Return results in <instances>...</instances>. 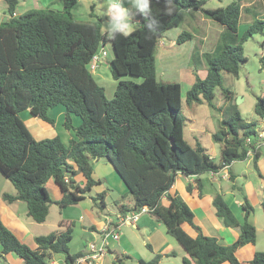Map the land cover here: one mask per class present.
I'll use <instances>...</instances> for the list:
<instances>
[{
    "label": "trees",
    "instance_id": "1",
    "mask_svg": "<svg viewBox=\"0 0 264 264\" xmlns=\"http://www.w3.org/2000/svg\"><path fill=\"white\" fill-rule=\"evenodd\" d=\"M2 1L0 172L16 190L15 194H3V198L24 201L31 220L43 222L52 203L59 208L77 205L94 185L103 182L93 177V163L104 158L127 187L126 193L114 201L118 211L124 215L146 206L151 219L162 222L166 233L185 250L183 264H241L236 249L256 239V227L250 221L254 208L246 196L241 197L243 220L239 222L217 185L209 183L215 214L225 226L240 228L235 241L222 244L217 237L201 231L189 205L171 187L178 173L194 176L201 195V175L246 159L248 147L253 151V166L264 180L256 165L259 147L254 143L259 131L254 122L242 119L233 92L224 86L222 76V71L238 74L240 63L246 60L242 43L254 33L264 34V18L255 17L237 43L218 40L214 51L207 55L204 77L194 70L195 80L183 100L179 82L157 80L156 47L166 30L181 24L186 13L201 9L205 0H151L150 15L136 11L137 27L128 36L118 34L115 39L102 32L99 19L78 21L74 17L72 10L78 0H61V9L31 8L19 14L18 0ZM241 9L242 0H233L223 7L205 8L204 13L226 26L230 32L227 37L232 38L237 35ZM152 19L157 26L149 31L145 25ZM193 36L184 29L175 42L181 44ZM107 40L114 54L111 73L117 81L110 99L89 67L92 56ZM261 44L264 46V40ZM126 75L140 77L141 81L123 79ZM216 87L223 95L219 106L213 102ZM183 101L188 105L206 102L220 110V125L210 132L211 139L220 145L218 163L197 139L195 144L185 140ZM59 105L64 108L62 126L72 131L73 137L67 143L59 135L36 139L20 112L28 110L30 115L54 125L48 111ZM254 111L264 126V95L257 97ZM74 116L79 119L77 124ZM247 137L252 139L250 144H245ZM77 174L82 175L83 183L75 180ZM49 179L61 190L58 200H53L45 187ZM186 188L191 191L193 186L188 182ZM105 193L103 190L91 196L98 210L104 206ZM126 196H130L131 206L124 202ZM183 222L195 228L197 235L188 234ZM71 232L70 228L36 235L37 248L32 249L0 219V257L13 252L24 264H48L51 254L62 253L72 264L81 253L69 252ZM163 255L173 256L175 252L155 253L148 260L140 259L139 264H158ZM114 260L120 261L118 256ZM250 264H264V251H256Z\"/></svg>",
    "mask_w": 264,
    "mask_h": 264
},
{
    "label": "crops",
    "instance_id": "2",
    "mask_svg": "<svg viewBox=\"0 0 264 264\" xmlns=\"http://www.w3.org/2000/svg\"><path fill=\"white\" fill-rule=\"evenodd\" d=\"M38 1L28 0L23 5V7L31 9L33 6H40ZM110 2L111 0H100V6L107 9V6ZM120 3L125 9L129 11L130 22H132L134 25H138V19L134 14L137 10L133 7L132 0H120ZM58 4H60L62 8L61 0L58 2ZM253 4H255V0H248V6L245 9L248 10V7L252 6ZM94 5L95 2H93L91 5L92 9H94ZM260 5L262 8H264L263 0L260 2ZM130 6L131 8H129ZM4 11V8L1 6L0 19L4 16ZM16 11L18 14L21 13L18 10ZM1 13L3 14L1 15ZM261 14L264 13L261 12ZM89 15L92 19H99L102 22V32L107 33L106 29H104L103 21L94 13L93 10L89 13ZM175 39V36L170 38L164 36L161 38V40L164 42L163 44L168 46V48H172L171 46L176 45ZM205 73L206 71L203 73V75L202 73L200 74L202 77H204ZM63 112L64 108L61 105L56 106L48 111L49 115L54 118V125H50L45 122L41 127L40 125L42 124L39 125V120L34 116H31V122L29 121L28 123L25 121V124L34 137L35 131L31 130V126L40 129L42 134L40 137H35L36 139L47 138L46 136L48 135H50L49 137L59 135L63 142L67 143L68 140L73 137V132L64 129L62 126ZM73 120L76 124L79 122V119L76 116L73 117ZM261 148L262 147L259 148V156L257 157L256 165L260 173L264 176V154L261 152ZM210 156L215 157L213 153H210ZM250 157L251 160L247 161H245L246 159L232 161L229 166L220 170L223 173L219 174L218 176H206L203 179L204 183L202 186L203 190L201 195L199 194V189L194 176H185L181 173H178L171 187V191L178 192L189 205L194 213V222L200 227L201 231L206 235L217 237L222 244H230L235 241L239 235L240 228L239 226H225L222 219H220L215 214L214 208L212 206V191L210 189L209 183L217 185L218 189L223 193L226 202L229 204L239 222L243 220L241 197L242 195L246 196L254 208L253 213L250 216V221L256 227L257 233L256 239L253 243H247L236 249L235 255L241 264H250V260L256 251H264V238L263 240L259 241V234L262 233L264 235V209L262 208V202L264 201V180L255 170L252 162V156ZM98 161L94 162V164L99 163ZM236 161H245L244 169L237 171L235 169ZM106 164H108V162ZM108 165L111 166L112 164ZM100 168L102 169L103 167L99 165L97 168L99 172H101ZM112 171L117 173L114 167ZM230 176L234 177L233 180L230 178ZM93 177L95 179L104 180L102 183L94 185L91 190H93L96 194L105 190V202L109 189L105 188L104 185L112 177L107 176L106 173L102 172L96 174L95 166L93 170ZM118 177L120 184H115L120 191L121 196L122 194L126 193L127 187L120 176ZM74 178L80 183L84 182V178L81 174L75 175ZM7 181L8 180L4 176H0V219L4 225H6L22 242L26 243L32 249L37 248V244L34 240L36 235H45L56 230L58 232H63L66 229L71 228L72 238L68 245L69 252L71 254L82 253L89 241L99 240L101 238L102 230L104 227H106V225H108L110 228L113 227L116 231H118L119 239L117 241H113L111 238L108 239L109 251L95 264H139L140 259L148 260L155 253L164 254L171 251H174L175 255H163L158 264H183L182 258L186 255L185 250L176 239L166 233L165 225L162 222H156L151 219L147 213L148 211L141 213L132 223L120 222L118 220L122 214L119 211L112 213L111 215L107 214L101 209V211L98 212L97 208L92 204L91 196H93V194L90 193L88 198H85L77 205H68L58 208L55 212V216H50L49 218L51 209L50 207L46 220L43 222H35L27 215V206L24 201L15 200L9 202L3 198L4 193H16L12 183ZM188 182L193 186L191 191H188L186 188V184ZM60 197L61 190L55 198L59 199ZM124 202L127 203L128 206H131L132 201L130 196H126ZM53 205L57 204L53 203ZM105 205L106 202L104 203V206ZM105 210H108L106 206ZM48 219H50V222ZM109 220L111 221L109 222ZM47 226L48 228L44 230V228ZM182 227L191 236L197 235L196 229L187 222H183ZM76 236L80 238L79 243L78 245H75V247L73 246V249H71ZM117 256L120 261L116 262L114 257L116 258ZM51 263L70 264L66 261L65 256L62 253L61 255H57L56 253L51 254L50 258L48 259V264ZM0 264H24V261L15 253L9 252L4 258L0 257ZM220 264L230 263L228 261H224Z\"/></svg>",
    "mask_w": 264,
    "mask_h": 264
},
{
    "label": "rangeland",
    "instance_id": "3",
    "mask_svg": "<svg viewBox=\"0 0 264 264\" xmlns=\"http://www.w3.org/2000/svg\"><path fill=\"white\" fill-rule=\"evenodd\" d=\"M27 1L28 0H19V4L17 6V10L19 12L30 9L23 7V5ZM232 1L233 0H205V3L202 5L201 9L186 13L181 24L166 30L164 32V35L162 36H166L169 38L175 36L176 38L182 30L186 29L193 33V38L188 39L181 44L171 46L172 48H168V46L163 44L164 42L161 39L158 42L155 53L156 78L157 80L162 82H179L181 84L183 100L186 91L190 88L195 80L194 70H196L200 77H202L200 73H202L203 75V73L205 72L204 70L207 67V55L214 51L217 43L216 41H218L219 39L222 40L223 38L226 42L237 43L238 38L243 34L248 24L252 22L255 17L264 18V14H261V12L264 13V8H262L260 5V2H262V0H255V4L249 6L248 10L245 9L248 6V0H242L243 6L240 13L237 35L232 38L229 36L227 37V34L230 32L226 28V26H223L222 24L207 17L204 13V9L223 7L231 3ZM38 2L40 6H33L31 8L52 7L55 9H61V5L58 4L60 0H39ZM93 2H95L94 9L91 8ZM1 6L2 8L4 7L2 0H0V7ZM129 8H131V6ZM92 10L98 17L101 18L104 23V29H106L109 23V15L107 14V9L100 6V0H78L72 10V13L78 21H92L95 20L92 19L89 15ZM2 14L3 13H1V15ZM128 16L130 18L129 11ZM136 26L137 25L132 24V22H130L129 20V31L131 29H134ZM223 36H225V38ZM263 40L264 34L257 32L251 35L242 43L243 54L246 57V60L240 63L237 75H233L228 71H222L223 84L224 86L230 87V89L232 90L234 98L233 101L236 103L242 119L245 122H254L258 131L262 130L264 127L262 119L254 111L257 97L264 95V68L262 67V65H264V46H262L261 44ZM104 48L107 51V56H105L103 62L101 61L98 64V67L92 71V74L97 83L104 87L106 97L110 99L114 94V89L117 81L113 78L111 73V59L113 58L114 54L111 42L109 40L104 43ZM122 78H128L135 82L141 81V78L137 76L126 75ZM222 101L223 95L221 89L219 87H216L213 102L217 106H219ZM181 114L184 117L183 131L185 140L188 143L195 144V139H197L205 148L208 154L213 153L215 155V157H213V160L218 163L220 161V145L219 143H216L211 139L210 132L211 130L217 129L220 125V110L210 107L206 102L202 104L194 103L188 105L185 101H183ZM20 116L24 122H31L32 115H30L28 110L20 112ZM37 119L39 120V125L42 124L40 125L42 127L43 123L45 122L39 118ZM31 130L35 131V137H40L42 134L40 129L37 127L31 126ZM49 136L50 135L46 137H52ZM260 147H262L260 150L264 154V143H262L259 148ZM252 155L253 153H251L250 155L248 154L245 161L251 160L250 156ZM245 161H236L235 169L237 171L244 169ZM98 162L99 163L97 164L93 163V167L95 166L96 174L102 172L106 173L107 176H111L112 178H110V180H108V182H106L104 185L105 188L109 189L105 199V206L108 210H105V206H100V200H97V203L100 207H102L101 210L111 215L112 213L118 212V208L115 205L114 201L120 198V191L116 186V184H120L118 181L119 175L115 173V171H112L113 166H109L108 164L111 163L106 159L100 158ZM107 162L108 164H106ZM99 165L103 167V171L100 168L101 172H99V170L97 169ZM0 176L4 175L0 172ZM206 176H210V173L207 172L201 175L203 179ZM7 182H9V180ZM45 187L47 188L49 195L53 200L58 199L55 197L60 190L52 179L46 181ZM90 193H92L93 196L96 194L93 190L88 191L85 194L86 198L89 197ZM50 207L51 209L49 218L50 216H55V212L59 208V206L53 205L52 203ZM101 210L97 209L98 212ZM48 220L50 222V219ZM46 228H48V226L45 227L44 230ZM263 238L264 235L260 233L259 241L263 240ZM79 240L80 238L76 236L71 249H73V246L75 247V245H78ZM56 254L61 255V253Z\"/></svg>",
    "mask_w": 264,
    "mask_h": 264
},
{
    "label": "built area",
    "instance_id": "4",
    "mask_svg": "<svg viewBox=\"0 0 264 264\" xmlns=\"http://www.w3.org/2000/svg\"><path fill=\"white\" fill-rule=\"evenodd\" d=\"M107 55V51L102 45L99 50L92 56L89 67L91 71L95 70L98 67V64L102 61V59ZM252 139L247 137L245 140V144H250ZM262 143H264V129L259 131L257 135V140L254 143L255 147L258 148ZM252 148L248 147L247 155L251 154ZM217 173L210 172V176H216ZM67 180V176L64 177ZM148 211L146 206H143L139 210H131L120 216V222L132 223L135 221L141 213H145ZM111 220H109L110 222ZM111 238L113 241H117L119 239V233L113 227L110 228L108 225L104 227L102 230V236L99 240H92L87 243L85 250L81 253L80 256L76 258L74 263L72 264H95L97 263L108 251H109V241ZM54 264V263H51Z\"/></svg>",
    "mask_w": 264,
    "mask_h": 264
},
{
    "label": "clouds",
    "instance_id": "5",
    "mask_svg": "<svg viewBox=\"0 0 264 264\" xmlns=\"http://www.w3.org/2000/svg\"><path fill=\"white\" fill-rule=\"evenodd\" d=\"M132 3L133 7L138 13L144 16L150 15L151 0H132ZM107 14L109 15V23L106 28L108 36H110L112 39H115L118 34L123 36H128L130 34L128 10L122 6L120 0H111L107 6ZM156 26L157 21L155 19H152L148 24L145 25L149 31H154ZM215 173H217L216 176H218L221 171Z\"/></svg>",
    "mask_w": 264,
    "mask_h": 264
}]
</instances>
